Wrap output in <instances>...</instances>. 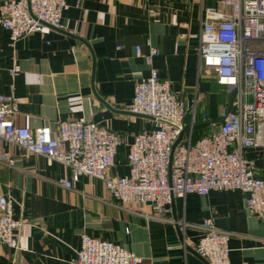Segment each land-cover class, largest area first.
<instances>
[{
	"label": "crops",
	"instance_id": "0c3cea01",
	"mask_svg": "<svg viewBox=\"0 0 264 264\" xmlns=\"http://www.w3.org/2000/svg\"><path fill=\"white\" fill-rule=\"evenodd\" d=\"M65 2L61 29L46 35L33 33L10 47L9 33L0 27V95L16 98V125L56 131L60 121L84 119L108 127L126 138L109 176L126 177L132 137L160 125L128 111L136 83L153 68L181 93L188 109L194 107L196 140L217 128L228 94L214 79L199 76L198 37L200 6L222 9L219 0ZM151 48L158 54L149 66L145 56ZM93 61L99 98L92 90ZM14 64L19 73L13 77ZM191 118L188 113L186 122ZM4 153L12 166L2 160ZM245 156L261 166L262 153L249 150ZM69 177L63 165L0 142V195L14 199V217L24 221L18 249L0 246V264H73L82 235L119 245L140 257V264H205L194 251L207 219L232 234L229 264H264V216L251 214L238 190L174 200V223H168L151 218L146 206L119 207L99 181L82 177L71 190L57 185Z\"/></svg>",
	"mask_w": 264,
	"mask_h": 264
},
{
	"label": "built area",
	"instance_id": "2783aa9c",
	"mask_svg": "<svg viewBox=\"0 0 264 264\" xmlns=\"http://www.w3.org/2000/svg\"><path fill=\"white\" fill-rule=\"evenodd\" d=\"M219 2L222 9L200 6L198 74L214 79L228 94L217 128L208 135L192 141L194 107L188 109L181 93L150 68L149 75L136 83L128 111L162 123L132 137L125 159L126 177L109 176L119 147L126 143L122 134L84 119L60 121L56 131L48 125L33 130L18 126L13 96L0 95V142L43 156L49 164L63 165L70 177L58 179L57 185L67 190L82 177L99 181L119 207H149L151 218L159 221L174 223L169 217L174 200L188 194L204 197L210 191L238 190L245 195L246 209L256 217L264 216L260 175H264V0ZM67 8L65 0H8L0 5V27L9 33V45L14 47L33 33L46 35L61 29ZM157 54L151 48L145 56L149 66ZM135 56H142L139 47ZM9 73L16 76L19 67L14 64ZM249 150L263 154L260 167L246 158ZM1 158L13 165L9 153ZM14 204L10 195H0V246L18 249L24 221L14 217ZM202 228L196 253L208 264H229L232 234L217 229L211 219ZM140 263V257L121 246L89 235H82L73 260V264Z\"/></svg>",
	"mask_w": 264,
	"mask_h": 264
},
{
	"label": "water",
	"instance_id": "95a60500",
	"mask_svg": "<svg viewBox=\"0 0 264 264\" xmlns=\"http://www.w3.org/2000/svg\"><path fill=\"white\" fill-rule=\"evenodd\" d=\"M54 30H56V29H54ZM81 42H83V41H81ZM94 66H95V63H94V61H93L91 83H92V90H93L95 96L98 97L97 94H96L95 91H94V88H93ZM98 98H99V97H98ZM105 105H106V104H105ZM129 114H132V113L129 112ZM134 115H136V114H134ZM136 116H142V117H144V118L153 119V118H151V117H149V116H143V115H136ZM153 120H155V119H153ZM156 121L162 123V121H159V120H156ZM182 135H183V132L180 133V135H179L177 141L174 143V145H173V147H172V151H173L174 148L177 146V144L180 142V140H181V138H182ZM172 206H173V203H172ZM176 227H177V229H178V232L180 233L178 225H176ZM187 250H190V249L187 248ZM194 253H195L200 259H202V260L204 261L205 264H208L207 261L204 260L201 256H199L195 251H194Z\"/></svg>",
	"mask_w": 264,
	"mask_h": 264
},
{
	"label": "trees",
	"instance_id": "16d2710c",
	"mask_svg": "<svg viewBox=\"0 0 264 264\" xmlns=\"http://www.w3.org/2000/svg\"><path fill=\"white\" fill-rule=\"evenodd\" d=\"M196 128H197V125L195 127L193 126V129H192V141H195L196 140L194 138V133H195Z\"/></svg>",
	"mask_w": 264,
	"mask_h": 264
}]
</instances>
